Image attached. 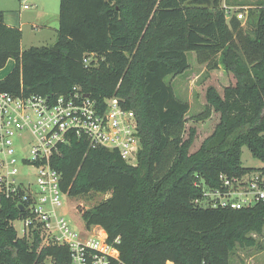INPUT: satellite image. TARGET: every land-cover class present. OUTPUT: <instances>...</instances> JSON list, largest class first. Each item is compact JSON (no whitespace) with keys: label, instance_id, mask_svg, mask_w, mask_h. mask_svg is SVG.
Here are the masks:
<instances>
[{"label":"trees","instance_id":"trees-1","mask_svg":"<svg viewBox=\"0 0 264 264\" xmlns=\"http://www.w3.org/2000/svg\"><path fill=\"white\" fill-rule=\"evenodd\" d=\"M223 3L225 5H223ZM226 5L243 0H60L58 39L22 48V31L0 10V91L16 95L70 94L74 86L98 102L117 96L139 122L137 164L117 151L73 140L54 157L70 196L105 194L77 205L85 226H101L119 250L112 264H231L237 245L254 246L264 230V202L241 209L203 207V187L221 188L222 174L242 177V149L264 161V2L250 3L243 24ZM237 11V13H236ZM217 56L229 83H208L191 105L167 78L184 75L189 53ZM96 60L86 65L85 56ZM217 63L208 70L213 76ZM217 80V79H216ZM201 85V86H202ZM222 88V89H221ZM0 264H71L62 245L18 234L24 215L0 204Z\"/></svg>","mask_w":264,"mask_h":264},{"label":"built area","instance_id":"built-area-1","mask_svg":"<svg viewBox=\"0 0 264 264\" xmlns=\"http://www.w3.org/2000/svg\"><path fill=\"white\" fill-rule=\"evenodd\" d=\"M237 17L243 19L245 13ZM93 60L94 53L84 58L86 65ZM76 139L91 148L117 151L129 164H137L139 122L119 97L98 102L80 86L58 96L0 91V204L10 200L24 214L21 237L32 241L38 235L43 245L68 247L71 264H112L119 260V237L110 242L101 226L82 229L66 213H59L70 195L62 188L63 175L53 159ZM29 174L34 180L28 179ZM220 179L221 188L202 185L199 205L241 209L264 202V171L242 177L222 174Z\"/></svg>","mask_w":264,"mask_h":264},{"label":"rangeland","instance_id":"rangeland-1","mask_svg":"<svg viewBox=\"0 0 264 264\" xmlns=\"http://www.w3.org/2000/svg\"><path fill=\"white\" fill-rule=\"evenodd\" d=\"M36 3L37 7L29 10H24L22 6L24 4ZM250 2H253L249 0ZM223 5H225L223 3ZM59 6L60 0H0V7H7L10 11L17 15L22 16V48L27 49L31 46H44L52 45L58 39V21H59ZM234 8L238 11L242 10L245 13V18L241 19L243 24H247L250 16L247 8L242 9L239 5H234ZM3 9V8H0ZM42 10L41 14L38 11ZM237 13V11H236ZM43 15V16H42ZM41 23H45V28L40 27ZM34 25L37 29H34ZM40 32L44 35H38ZM190 69L182 76L175 78H167V81L171 82L176 90L177 95L190 103L191 109L189 116L195 115L204 109V105L199 97L201 94V88L208 83L220 82L221 86H226L229 83V76L225 72L222 65H219L218 56L212 60H202L198 58L195 52L189 53ZM214 63L218 64V67L213 70V76L207 80L208 70ZM14 68V61H9L6 66L0 70V75L8 73ZM217 79V80H216ZM205 83L204 85H202ZM202 85V86H201ZM222 89V88H221ZM242 164L246 167H252L260 169L264 167V161L260 158L253 156L250 149L244 146L242 149ZM29 180H34V175L29 174ZM105 194H92V195H80L69 196L66 199L65 206L59 209V213H66L73 225L84 229L85 223L80 213L77 210V205L82 204L87 208L92 207L94 204L104 200ZM18 234H22L23 224L21 220L14 222ZM256 239L254 246H241L237 245L235 250L231 254V264H264V230L261 234H253Z\"/></svg>","mask_w":264,"mask_h":264},{"label":"crops","instance_id":"crops-1","mask_svg":"<svg viewBox=\"0 0 264 264\" xmlns=\"http://www.w3.org/2000/svg\"><path fill=\"white\" fill-rule=\"evenodd\" d=\"M243 1H245V3L247 4V5H245V6H243L244 8H249V6H251V5H249L250 3H256V2H264V0H251V1H253V2H250L249 0H243ZM26 5H28V7L26 8L25 6ZM227 7H234V5H232V6H229V5H226ZM240 6V5H239ZM33 7L34 8H36L37 7V5H36V3H35V1L34 2H32V4H24L23 6H22V8L24 9V10H29V9H33ZM242 7V6H241ZM0 8H3V9H0V10H3L4 11V17H5V22L9 25V26H13V27H18L21 31H22V34H23V29H22V26L24 25V22H22V16L21 15H17V14H15L14 12H12V11H10L9 9H7V7H0ZM38 8V7H37ZM42 13V10H40V11H38V14H41ZM43 16V15H42ZM45 23H41V20H40V27H42V28H45L46 27V25H44ZM58 26H59V21H58ZM36 27H38V25L37 26H35L34 25V29L36 30L37 28ZM58 29V28H57ZM38 35H44V33H42V32H40ZM24 49V48H23ZM11 60H13V59H9V61H11ZM8 61V62H9ZM14 61V66H15V60H13ZM13 69V68H12ZM1 70V69H0ZM11 71V70H10ZM9 71V72H10ZM8 72V73H9ZM8 73H6V74H4V75H0V79H3ZM169 264H173L172 262H169Z\"/></svg>","mask_w":264,"mask_h":264},{"label":"water","instance_id":"water-1","mask_svg":"<svg viewBox=\"0 0 264 264\" xmlns=\"http://www.w3.org/2000/svg\"><path fill=\"white\" fill-rule=\"evenodd\" d=\"M20 209L23 210V206H20ZM0 210H1V208H0Z\"/></svg>","mask_w":264,"mask_h":264}]
</instances>
